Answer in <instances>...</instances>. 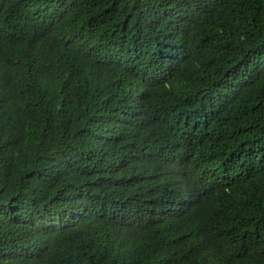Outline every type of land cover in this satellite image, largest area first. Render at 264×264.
Masks as SVG:
<instances>
[{
  "label": "trees",
  "instance_id": "trees-1",
  "mask_svg": "<svg viewBox=\"0 0 264 264\" xmlns=\"http://www.w3.org/2000/svg\"><path fill=\"white\" fill-rule=\"evenodd\" d=\"M0 264H264V0H0Z\"/></svg>",
  "mask_w": 264,
  "mask_h": 264
},
{
  "label": "clouds",
  "instance_id": "clouds-1",
  "mask_svg": "<svg viewBox=\"0 0 264 264\" xmlns=\"http://www.w3.org/2000/svg\"><path fill=\"white\" fill-rule=\"evenodd\" d=\"M186 155L187 154H185V157ZM159 158L160 160L165 161L163 157L159 156ZM151 178L154 179L156 183L164 184L166 189H168V180L165 174L164 166L159 167ZM186 187L185 179H182L171 186L167 193L168 200L164 204V209L160 213L144 215L146 223L141 224V226L144 228L148 227L152 230L155 226H157V224L167 220H172L178 226H182L185 223L187 214L192 210L191 207L193 206V199L190 195L186 194L183 196L181 192H179L183 189L185 192ZM176 188H178L179 191ZM152 245L163 246L156 243H152Z\"/></svg>",
  "mask_w": 264,
  "mask_h": 264
}]
</instances>
